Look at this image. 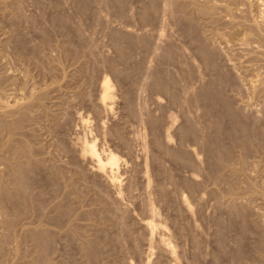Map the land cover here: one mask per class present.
Segmentation results:
<instances>
[{"label":"rangeland","instance_id":"374dc122","mask_svg":"<svg viewBox=\"0 0 264 264\" xmlns=\"http://www.w3.org/2000/svg\"><path fill=\"white\" fill-rule=\"evenodd\" d=\"M21 1L0 0V56L2 55V57H0V75H5L4 78L2 75L0 76V81L3 83L5 87L4 89H6V87L8 88L5 90V93L2 97L4 100H2L6 103H13L16 100H18V102L21 101L20 103H22V101L25 100L31 93L34 95V97L32 98L33 101L26 111L27 115L21 118L22 123L16 131L12 129L16 120V117L14 118L13 116H16V114H11L12 112L8 111L10 113L9 114L7 111L4 112L3 109H1L2 111L0 110V115L3 114L0 116V139L2 140L0 141V144L9 142L12 140V138H17L19 140L25 139V141H27V147L31 146L30 148L32 152L34 150L33 156L39 155L38 162H42L39 164L37 163V165L30 170L31 172L28 171L30 172V174H27L28 186L26 185V187L29 188L27 189L28 191L25 188V190L22 191L24 194L18 191L13 192L14 194L18 192L16 195V200H14L15 198L12 196L10 201L6 203V207L10 212H8L6 208H4L5 210H0V264H177L178 262V264H264V139H262L264 138V87L262 86L263 84H261L264 79V43L261 42V38L259 39L258 37L260 35L264 37V33H262V31H264V0H208L210 3L207 0H205V2L204 0H196L198 2L200 1L198 4H202L203 2L204 4H207L208 2V4L213 6L215 5L214 7L217 9L214 8V13L216 11L218 13L216 12L217 14L216 16L213 15L214 17L209 15H205V17H203L202 14L200 15V13L196 11V7L194 8L190 4L192 1L196 3L195 0H178L182 6L180 12L176 10V4H178L176 0H123L125 4L124 8L120 10L121 12L124 11L122 13L113 5V3H111V1L109 2V0H89V7L86 6V8L83 9L81 7V0ZM152 1H156L155 3L158 9L155 6L156 9L154 8L150 11L151 15L149 14L147 17H145L142 12H144V9L147 6L146 4L150 5ZM201 1L203 2L201 3ZM11 7L15 8L11 9ZM232 10L235 12L233 13ZM262 12L263 14H261ZM210 17L213 18L211 19ZM192 21L195 22L194 25ZM227 21L228 23H226ZM206 23L208 25H206ZM253 23L256 24V26ZM261 25L263 26V29ZM203 26H205V28ZM257 26L259 28H257ZM257 29H259L258 31L260 32L255 31ZM218 30L223 34V36L222 34L218 33ZM220 30H222V32ZM234 33H236L238 37ZM258 33L261 34L259 35ZM214 34L220 35L215 36ZM120 35L125 37L123 39L120 38L122 45L119 40ZM204 35L206 38L202 37ZM217 36L220 38L219 40ZM248 37L250 38L248 39ZM117 38L119 40V46H116ZM236 40H238V42ZM247 41H250V43ZM256 44L260 45L259 47L261 48H259ZM21 46H23V48ZM214 46H217L218 48L216 49ZM203 47L208 49L211 47L210 49L214 51L216 49V51L212 52L211 57H206L204 53H202V50L204 49ZM123 54L124 57H122ZM180 62L183 63L180 64ZM5 64L8 65L6 66ZM216 66L218 67L216 68ZM220 73L229 77L227 82L228 86L225 82L219 83L220 85L218 84L219 89H221L220 92H223L222 94L227 98L233 110L238 112V114L240 113V117H243L241 119L243 120L245 117L247 119H244L246 121H243L246 122L247 125L252 124L251 126L248 125V127L250 128V132L251 129L253 132L251 135H248V137L250 136V140L247 138L246 141L248 142L245 144L238 143L239 141L234 142L229 136L227 138L225 133L223 134V131H230V127L233 125V120L231 118V114L226 112V105L225 103H222L223 101L221 98L219 97V99L218 97L211 95L212 97L207 96L208 98L203 99L205 98L203 97L205 95H203V91L201 90L206 88L207 85L213 83L215 79L220 76ZM259 73L261 75L260 78V75L258 76ZM6 76L9 80L6 78ZM157 76L164 82L169 81L168 83H174V91L178 93V97L180 96L176 101H172L173 99L171 95L168 94L167 91H164L157 86ZM260 79H262V81ZM105 80L110 82L113 92L111 99H109V107L106 108H104L105 106L102 105L100 99L102 94V83ZM180 80H182V82ZM256 81H258V83ZM175 82H178L176 83L177 85ZM255 82L257 83V86L254 84ZM262 83H264V81ZM229 84L232 85L230 86ZM17 85H19L21 89L19 86L17 87ZM252 85L253 87H257L255 88L256 90L254 89L255 92L252 91ZM194 91L197 92V96L192 95L194 94ZM257 91L259 93H257ZM24 93L28 96L26 97ZM90 93L91 95H89ZM199 93H202V95L200 96ZM19 96H22V99ZM39 96H42V101L38 100ZM18 97L20 99H18ZM91 108L92 110H90ZM96 111L99 112L97 113ZM142 113L144 114L142 115ZM193 116L195 117L196 121L194 120ZM100 118L102 119L100 120ZM248 118L250 121H247ZM190 119L194 120V122H197L194 126L195 132H197L196 134L194 133V135L189 133L190 135L187 134L183 137L182 130L188 125ZM128 120H130L129 123ZM100 123H102V127ZM256 126L258 127L257 129ZM204 127H206L207 130ZM217 131H219V134L222 133V135H224V142L226 141L225 144H228L227 147L230 149L232 154L225 164L222 161L220 162V160L216 161L217 156L214 154V152H211L213 154L212 155L208 151L209 145L207 141L209 140L207 139H217V135H215V133L217 134ZM253 133L255 135H253ZM160 134L163 137L160 136ZM210 134L211 136H209ZM252 135L253 138L251 137ZM23 136H25V138ZM83 136L84 140H82ZM259 137H261V139H259ZM181 138L184 139L182 140ZM201 139H203V141ZM123 141L126 142L124 143ZM159 141L161 146L158 144ZM214 141L209 142H211L213 145ZM90 142L96 148L98 157L100 156V158L106 160L111 153H114L113 155H116V157L119 158L118 164L113 166L114 168L116 166L119 167L112 169L115 174L113 171H108L106 173L99 171L94 165V161L88 155L85 157L81 147L83 148V146L86 144L90 145ZM249 142L251 143L249 144ZM28 144L30 145L28 146ZM162 145L165 147L162 148ZM7 148H5V150H0V153H5L2 155L5 157L10 156V158L12 157V160L14 159L13 161L18 162L17 168L21 163L24 164L26 162V157L23 155V152H21V149L16 147L12 148V146L9 149ZM8 150L9 152H7ZM173 151L176 153L180 151V159L177 156L173 158L174 156L171 153ZM11 153L15 154L12 155ZM37 156L34 157L36 160ZM87 157H89L91 160ZM160 157H162V159ZM145 159L148 160L146 161ZM218 159H221V157ZM73 162H75V164ZM228 162L231 163L228 164ZM1 163H4L2 165L4 168L0 167L1 171L4 169L3 172L0 171V174H2L4 177H2V181H9L5 183L1 182L0 179V193L3 192L2 184L3 186L7 184L10 190H16L18 187H20L19 182L15 179L14 173L11 172V169L8 167V163L3 161H1ZM197 166H199L197 168L198 171L196 170ZM145 168L149 173L148 175L145 173ZM39 174L44 176L41 177ZM112 174L116 176L118 174V176L115 177ZM55 175L57 177H55ZM110 175L115 177L114 182ZM160 178L162 180H160ZM144 180L147 182V184H145ZM234 181L238 184H236ZM125 183L127 186H125ZM148 183L150 187H148ZM187 183L190 184V187ZM177 184L178 186L180 185V187H176ZM148 188L151 189L148 190ZM231 190H234L233 192L235 193H231ZM60 194L63 196L62 198ZM19 197L22 200L25 198V201H27L24 203V206L23 202L19 200ZM30 197L32 202L29 200ZM34 198L36 199L34 200ZM58 201L60 205L58 204ZM184 202H188L187 204H189V207H191L188 208ZM149 205H153L152 208H154L156 211L154 210L153 212L152 208L150 209L151 206ZM19 206L21 207L18 208ZM22 207H24L23 210L21 209ZM59 207H61V209ZM180 213L183 214L181 215ZM23 214L25 215L23 216ZM12 215L15 218H13ZM86 215L88 216V219ZM173 218H176L175 221ZM148 221L156 223V230H158H155L153 234L154 237L150 234V231L145 225V223ZM42 230L46 234L50 233V237L49 235H46L48 237L44 241L39 236ZM16 234L18 235L16 236ZM174 244L176 245L174 246ZM138 246H140V248ZM89 247H92L93 251L88 249ZM159 248H161V250ZM240 253H242V255Z\"/></svg>","mask_w":264,"mask_h":264},{"label":"bare ground","instance_id":"6f19581e","mask_svg":"<svg viewBox=\"0 0 264 264\" xmlns=\"http://www.w3.org/2000/svg\"><path fill=\"white\" fill-rule=\"evenodd\" d=\"M19 1V0H18ZM21 1V0H20ZM27 1V0H26ZM93 1V0H92ZM111 1V3H113V5L116 7V8H118V10L120 11V10H122L123 8H124V1L123 0H109V2ZM125 1H127V0H125ZM174 1V0H173ZM177 1V3L178 4H176V7H177V11H179L180 12V9H181V4H180V2H178V0H176ZM196 1V0H195ZM208 1V0H207ZM206 1V2H207ZM234 1V0H233ZM244 1V0H243ZM251 1V0H250ZM1 2H3V1H1ZM22 2V1H21ZM60 2V1H59ZM74 2V1H73ZM100 2V1H99ZM156 1H152L151 3H150V5H148V4H146L147 6H146V8L144 9V12H142L143 13V15L145 16V17H147L151 12V10H153L154 8H155V6H156V3H155ZM160 2V1H159ZM163 2V1H162ZM166 2V1H165ZM190 2V1H189ZM200 2V1H199ZM198 1H196V3L195 2H193L192 1V3H190L195 9H197L196 11H198L199 13H200V15L202 14V16L203 17H205V15H209V16H213V15H215L216 16V14L218 13L217 11V13L215 12L214 13V6L213 5H211V4H208V2H207V4H204V2H205V0H204V2L203 1H201V3L202 4H198L199 3ZM220 2V1H219ZM237 2V1H236ZM241 2V1H240ZM259 2V1H258ZM260 2H262V1H260ZM19 3V2H18ZM107 3V2H106ZM110 3V4H111ZM170 3V2H169ZM175 3V2H174ZM210 3V2H209ZM214 3V2H213ZM15 4H16V2H15ZM88 4H90L89 3V0H81V7H82V9L83 8H86V6H88ZM110 4H108V5H110ZM168 4V3H167ZM189 4V3H188ZM235 4H237V3H235ZM241 4V3H240ZM259 4V3H258ZM21 5V4H20ZM63 5V4H62ZM112 5V4H111ZM172 5V4H171ZM174 5V4H173ZM13 6V5H12ZM17 6V5H16ZM19 6V5H18ZM59 6V5H58ZM105 6V5H104ZM136 6V5H135ZM217 6V5H216ZM238 6H239V4H238ZM237 6V7H238ZM255 6V5H254ZM262 6V5H261ZM3 7V6H2ZM20 7V6H19ZM69 7V6H68ZM89 7V6H88ZM97 7V6H96ZM161 7V6H160ZM187 7H188V5H187ZM193 7H191V8H193ZM219 7V6H218ZM240 7V6H239ZM245 7V6H244ZM243 7V8H244ZM248 7V6H247ZM13 8H15V7H13ZM12 7H11V9H13ZM23 8V7H22ZM156 8L158 9V7L156 6ZM155 8V9H156ZM163 8V7H162ZM165 8H166V6H165ZM170 8V7H169ZM172 8V7H171ZM189 8H190V6H189ZM249 8V7H248ZM261 8V7H260ZM259 8V9H260ZM76 9V8H75ZM94 9V8H93ZM95 9H97V8H95ZM161 9V8H160ZM167 9V8H166ZM215 9H217V8H215ZM221 9V8H220ZM219 9V10H220ZM228 9V8H227ZM85 10V9H84ZM125 10H127V9H125ZM143 10V9H142ZM193 10V9H192ZM218 10V11H219ZM222 10V9H221ZM262 10V9H261ZM263 10H264V7H263ZM19 11V10H18ZM22 11V10H21ZM25 11V10H24ZM118 11V12H119ZM164 11V10H163ZM171 11V10H170ZM191 11V10H190ZM195 11V10H194ZM224 11V10H223ZM228 11V10H227ZM233 11V10H232ZM27 12V11H26ZM86 12V11H85ZM100 12V11H99ZM121 12V11H120ZM122 12H124V11H122ZM121 12V13H122ZM197 12V13H198ZM221 12V11H220ZM226 12V11H225ZM224 12V13H225ZM235 11H233V13H234ZM252 12V11H251ZM254 12V11H253ZM25 13V12H24ZM193 13V12H192ZM232 13V12H231ZM244 13V12H243ZM247 14H249L248 12H246ZM258 13V12H257ZM4 14V13H3ZM15 14V13H14ZM27 14V13H26ZM50 14V13H49ZM94 14V13H93ZM169 14V13H168ZM171 14V13H170ZM191 14V13H190ZM194 14V13H193ZM219 14H221V13H219ZM223 14V13H222ZM253 14V13H252ZM259 14H260V12H259ZM261 14H263V12L261 13ZM151 15V14H150ZM163 15H165V14H163ZM192 15V14H191ZM195 15V14H194ZM225 15V14H224ZM229 15V14H228ZM227 15V16H228ZM264 15V14H263ZM3 16V15H2ZM20 16V15H19ZM46 16V15H45ZM87 16V15H86ZM135 16V15H134ZM143 16V17H144ZM223 16V15H222ZM221 16V17H222ZM234 16V15H233ZM30 17V16H29ZM162 17V16H161ZM160 17V18H161ZM174 17V16H173ZM214 17V16H213ZM212 17V18H213ZM219 17H220V15H219ZM226 17V16H225ZM255 17V16H254ZM264 17V16H263ZM262 17V18H263ZM193 18V17H192ZM198 18V17H197ZM211 18V17H210ZM211 18V19H212ZM257 18V17H256ZM62 19V18H61ZM72 19V18H71ZM95 19V18H94ZM188 19V18H187ZM208 19H209V17H208ZM228 19H230V18H228ZM260 19V18H259ZM1 20V19H0ZM2 20H4V19H2ZM9 20V19H8ZM67 20V19H66ZM189 20H190V18H189ZM200 20V19H199ZM207 20V19H206ZM218 20V19H217ZM220 20V19H219ZM263 20V19H262ZM225 21V20H224ZM236 21V20H235ZM234 21V22H235ZM249 21V20H248ZM261 21V20H260ZM3 22V21H2ZM61 22V21H60ZM134 22V21H133ZM140 22H141V20H140ZM193 22V21H192ZM207 22V21H206ZM221 22V21H220ZM54 23V22H53ZM52 23V24H53ZM76 23V22H75ZM91 23V22H90ZM119 23V22H118ZM165 23V22H164ZM194 23L195 22H193V25H194ZM225 23V22H224ZM226 23H228V21L226 22ZM231 23V22H230ZM238 23V22H237ZM236 23V24H237ZM249 23V22H248ZM263 23V22H262ZM2 24V23H1ZM18 24H19V22H18ZM25 24V23H24ZM217 24V23H216ZM239 24H240V22H239ZM254 24V23H253ZM31 25V24H30ZM47 25V24H46ZM94 25V24H93ZM200 25V24H199ZM203 25V24H202ZM206 25H208L207 23H206ZM205 25V26H206ZM215 25V24H214ZM232 25V24H231ZM255 26H256V24H254ZM19 26H21V25H19ZM50 26V25H49ZM98 26V25H97ZM102 26V25H101ZM166 26V25H165ZM205 26H203L204 28H205ZM217 26H220V25H217ZM216 26V27H217ZM237 26V25H236ZM259 26V25H258ZM257 26V28H259ZM262 26V25H261ZM264 26V25H263ZM263 26H262V29H263ZM5 27V26H4ZM12 27V26H11ZM103 27H104V25H103ZM133 27V26H132ZM149 27V26H148ZM193 27V26H192ZM195 27V26H194ZM198 27V26H197ZM207 27V26H206ZM235 27V26H234ZM233 27V28H234ZM77 28V27H76ZM82 28V27H81ZM185 28V27H184ZM199 28V27H198ZM227 28V27H226ZM226 28H224V29H226ZM231 28V27H230ZM69 29V28H68ZM105 29V28H104ZM157 29V28H156ZM188 29V28H187ZM191 29V28H190ZM194 29H196V28H194ZM217 29V28H216ZM256 29V28H255ZM260 29H261V27H260ZM261 29V30H262ZM11 30V29H10ZM14 30V29H13ZM63 30V29H62ZM94 30V29H93ZM99 30V29H98ZM106 30V29H105ZM104 30V31H105ZM180 30V29H179ZM200 30H201V28H200ZM223 30V29H222ZM222 30H220L221 32H222ZM233 30V29H232ZM235 30V29H234ZM259 29H257V30H255V31H258ZM1 31V30H0ZM9 31V30H8ZM35 31V30H34ZM42 31V30H41ZM102 31H103V29H102ZM150 31V30H149ZM203 31H205V30H203ZM245 31V30H244ZM92 32V31H91ZM97 32V31H96ZM95 32V33H96ZM179 32V31H178ZM184 32V31H183ZM189 32H191V31H189ZM217 32V31H216ZM230 32V31H229ZM232 32V31H231ZM258 32H260V31H258ZM50 33V32H49ZM128 33V32H127ZM204 33V32H203ZM202 33V34H203ZM209 33V32H208ZM218 33H220L219 32V30H218ZM225 33V32H224ZM237 33V32H236ZM236 33H234V34H236ZM238 33H239V31H238ZM245 33V32H244ZM251 33V32H250ZM262 33H264V31H262ZM3 34V33H2ZM45 34V33H44ZM54 34V33H53ZM78 34V33H77ZM177 34V33H176ZM194 34V33H193ZM196 34V33H195ZM197 34H199V33H197ZM201 34V33H200ZM220 34H222V33H220ZM220 34H216V35H220ZM227 34V33H226ZM233 34V33H232ZM248 34V33H247ZM259 34V33H258ZM261 34V33H260ZM259 34V35H260ZM10 35H11V32H10ZM26 35V34H25ZM62 35V34H61ZM68 35V34H67ZM112 35V34H111ZM126 35V34H125ZM215 35V34H214ZM215 35V36H216ZM225 35V34H224ZM237 35V34H236ZM235 35V36H236ZM242 35V34H241ZM19 36H21V35H19ZM48 36V35H47ZM46 36V37H47ZM138 36V35H137ZM165 36V35H164ZM195 36V35H194ZM218 36H217V38H218ZM222 36H223V34H222ZM228 36V35H227ZM231 36V35H230ZM234 36V37H235ZM245 36V35H244ZM250 36V35H249ZM258 36V35H257ZM11 37V36H10ZM93 37V36H92ZM154 37V36H153ZM197 37V36H196ZM203 38H206L205 37V35L204 36H202ZM225 37V36H224ZM237 37H238V35H237ZM246 37V36H245ZM244 37V38H245ZM259 37V39L261 40V42H263L264 43V37L263 36H258ZM21 38V37H20ZM25 38V37H24ZM95 38V37H94ZM120 38L121 39H123V38H125L123 35H120L119 36V40H120ZM171 38V37H170ZM183 38V37H182ZM208 38V37H207ZM210 38V37H209ZM216 38V37H215ZM231 38V37H230ZM250 37H248V39H249ZM37 39V38H36ZM52 39V38H51ZM55 39V38H54ZM60 39V38H59ZM100 39V38H99ZM112 39V38H111ZM127 39V38H126ZM153 39V38H152ZM220 38H218V40H219ZM222 39H224V38H222ZM232 39V38H231ZM236 39V38H235ZM247 39V38H246ZM22 40V39H21ZM41 40V39H40ZM53 40V39H52ZM114 40V39H113ZM119 40H118V38H117V41H116V46H119ZM136 40V39H135ZM170 40V39H169ZM168 40V41H169ZM193 40V39H192ZM191 40V41H192ZM207 40V39H206ZM226 40V39H225ZM228 40V39H227ZM257 40H258V38H257ZM1 41V40H0ZM5 41V40H4ZM3 41V42H4ZM48 41V40H47ZM68 41V40H67ZM124 41H125V39H124ZM141 41V40H140ZM144 41V40H143ZM159 41V40H158ZM190 41V42H191ZM202 41H203V39H202ZM210 41V40H209ZM216 41V40H215ZM229 41V40H228ZM237 42H238V40H236ZM246 41V40H245ZM244 41V42H245ZM259 41V40H258ZM14 42V41H13ZM27 42V41H26ZM39 42V41H38ZM51 42V41H50ZM71 42V41H70ZM110 42V41H109ZM120 42H121V45H122V41L120 40ZM248 42V41H247ZM256 42V41H255ZM260 42V43H261ZM24 43V42H23ZM31 43V42H30ZM59 43V42H58ZM64 43V42H63ZM111 43V42H110ZM130 43V42H129ZM203 43V42H202ZM205 43V42H204ZM214 43V42H213ZM212 43V44H213ZM224 43V42H223ZM230 43V42H229ZM236 43V42H235ZM248 43H250V41L248 42ZM253 43V42H252ZM258 43V42H257ZM259 43V44H260ZM4 44V43H3ZM43 44V43H42ZM55 44V43H54ZM53 44V45H54ZM169 44V43H168ZM207 44V43H206ZM209 44L211 45V43L209 42ZM238 44V43H237ZM237 44H235V45H237ZM240 44H242V43H240ZM244 44V43H243ZM19 45V44H18ZM29 45V44H28ZM60 45V44H59ZM188 45V44H187ZM209 45V46H210ZM214 45H216V44H214ZM220 45V44H219ZM230 45V44H229ZM246 45L248 46V44L246 43ZM253 45V44H252ZM256 45H258V44H256ZM71 46V45H70ZM111 46H112V44H111ZM115 46V47H116ZM141 46V45H140ZM149 46V45H148ZM147 46V47H148ZM156 46V45H155ZM208 46V47H209ZM260 45H258V47H259ZM263 46H264V44H263ZM22 48H23V46H21ZM21 47H20V49H21ZM36 47H38V46H36ZM48 47V46H47ZM58 47V46H57ZM64 47V46H63ZM77 47V46H76ZM104 47V46H103ZM108 47H109V45H108ZM114 47V48H115ZM121 47V46H120ZM173 47V46H172ZM185 47V46H184ZM191 47V46H190ZM213 47V46H212ZM243 47H245V46H243ZM2 48V47H1ZM44 48V47H43ZM50 48V47H49ZM60 48V47H59ZM204 49L202 50L203 52L202 53H204V55L206 56V57H211L212 56V52H215L216 51V49L218 48L217 46L215 47L214 46V48H216L215 49V51L214 50H212V49H208V48H206V47H203ZM246 48V47H245ZM250 48H253V47H250ZM259 48H261V47H259ZM258 48V49H259ZM7 49V48H6ZM16 49H17V47H16ZM34 49V48H33ZM48 49V48H47ZM56 49V48H55ZM70 49V48H69ZM121 49V48H120ZM119 49V50H120ZM255 49V48H254ZM42 50V49H41ZM52 50V49H51ZM54 50V49H53ZM108 50H109V48H108ZM169 50V49H168ZM232 50H233V48H232ZM249 50V49H248ZM39 51V50H38ZM77 51V50H76ZM124 51V50H123ZM139 51V50H138ZM186 51V50H185ZM253 51V50H252ZM18 52H19V50H18ZM37 52V51H36ZM64 52V51H63ZM169 52H170V50H169ZM179 52V51H178ZM190 52V51H189ZM218 52V51H217ZM247 52H249V51H247ZM263 52V51H262ZM3 53V52H2ZM5 53H7V52H5ZM108 53V52H107ZM115 53V52H114ZM154 53V52H153ZM167 53V52H166ZM165 53V54H166ZM174 53V52H173ZM192 53V52H191ZM252 53H254V52H252ZM22 54V53H21ZM80 54V53H79ZM149 54V53H148ZM155 54V53H154ZM164 54V55H165ZM179 54V53H178ZM187 54V53H186ZM215 54V53H214ZM250 54V53H249ZM264 54V53H263ZM29 55V54H28ZM93 55V54H92ZM152 55V54H151ZM44 56V55H43ZM57 56V55H56ZM55 56V57H56ZM78 56V55H77ZM76 56V57H77ZM114 56V55H113ZM122 56V55H121ZM250 56H251V54H250ZM0 57H2V55L0 56ZM6 57V56H5ZM5 57H4V59H5ZM29 57V56H28ZM32 57H33V55H32ZM31 57V58H32ZM37 57V56H36ZM60 57V56H59ZM66 57V56H65ZM89 57V56H88ZM108 57V56H107ZM122 57H124V54H123V56ZM131 57V56H130ZM129 57V58H130ZM166 57V56H165ZM187 57V56H186ZM220 57V56H219ZM232 57V56H231ZM238 57V56H237ZM260 57V56H259ZM8 58V57H7ZM53 58V57H52ZM73 58V57H72ZM80 58V57H79ZM140 58V57H139ZM182 58V57H181ZM261 58V57H260ZM28 59H30V58H28ZM96 59V58H95ZM149 59V58H148ZM178 59V58H177ZM206 59H208V58H206ZM209 59H211V58H209ZM228 59V58H227ZM262 59H263V57H262ZM19 60V59H18ZM21 60V59H20ZM40 60V59H39ZM63 60V59H62ZM78 60V59H77ZM87 60V59H86ZM181 60V59H180ZM180 60H178V61H180ZM192 60V59H191ZM214 60H215V58H214ZM213 60V61H214ZM250 60V59H249ZM255 60V59H254ZM1 61V60H0ZM6 61H7V59H6ZM34 61V60H33ZM55 61V60H54ZM58 61V60H57ZM82 61V60H81ZM170 61V60H169ZM83 62V61H82ZM186 62V61H185ZM8 63V62H7ZM20 63V62H19ZM39 63V62H38ZM51 63V62H50ZM49 63V64H50ZM69 63V62H68ZM136 63V62H135ZM134 63V64H135ZM149 63V62H148ZM183 63V62H182ZM181 62H180V64H182ZM215 63V62H214ZM239 63V62H238ZM3 64V63H2ZM1 64V65H2ZM63 64V63H62ZM61 64V65H62ZM75 64V63H74ZM120 64V63H119ZM193 64V63H192ZM218 64V63H217ZM216 64V65H217ZM221 64V63H220ZM6 65V64H5ZM8 65V64H7ZM6 65V66H7ZM28 65V64H27ZM78 65V64H77ZM152 65V64H151ZM239 65V64H238ZM254 65V64H253ZM5 66V67H6ZM100 66V65H99ZM133 66V65H132ZM212 66V65H211ZM2 67V66H1ZM138 67V66H137ZM145 67V66H144ZM194 67V66H193ZM197 67V66H196ZM213 67H214V65H213ZM218 66H216V68H217ZM108 68V67H107ZM139 68V67H138ZM153 68V67H152ZM185 68V67H184ZM230 68V67H229ZM8 69V68H7ZM54 69V68H53ZM73 69V68H72ZM105 69V68H104ZM135 69V68H134ZM169 69V68H168ZM219 69H220V67H219ZM17 70V69H16ZM23 70V69H22ZM34 70V69H33ZM39 70V69H38ZM68 70V69H67ZM66 70V71H67ZM106 70V69H105ZM167 70V69H166ZM223 70V69H222ZM221 70V71H222ZM246 70V69H245ZM50 71V70H49ZM102 71V70H101ZM110 71V70H109ZM112 71V70H111ZM142 71V70H141ZM185 71V70H184ZM232 71V70H231ZM255 71V70H254ZM253 71V72H254ZM1 72V71H0ZM5 72H6V70H5ZM28 72V71H27ZM62 72V71H61ZM78 72V71H77ZM140 72V71H139ZM147 72V71H146ZM180 72V71H179ZM217 72V71H216ZM258 72H259V70H258ZM53 73V72H52ZM76 73V72H75ZM158 73V72H157ZM224 73V72H223ZM31 74V73H30ZM74 74V73H73ZM147 74V73H146ZM161 74H163V73H161ZM169 74H171V73H169ZM173 74V73H172ZM240 74V73H239ZM254 74V73H253ZM2 75V74H1ZM0 75V76H1ZM20 75V74H19ZM54 75V74H53ZM87 75V74H86ZM134 75H137V74H134ZM142 75H144V74H142ZM179 75V74H178ZM181 75V74H180ZM216 75V74H215ZM250 75V74H249ZM260 75V73L258 74V76ZM5 76V75H4ZM4 76L2 75V77L4 78ZM23 76V75H22ZM83 76V75H82ZM105 76V75H104ZM131 76V75H130ZM129 76V77H130ZM148 76V75H147ZM159 76V75H158ZM156 77L157 78V86L159 87V88H161L162 90H164V91H167L168 92V94H170L171 95V97H172V101H176L179 97H178V93H176L175 91H174V83H168V82H164V81H162V79L161 78H159V77ZM182 76H184V75H182ZM181 76V77H182ZM1 77V78H2ZM49 77V76H48ZM55 77V76H54ZM58 77V76H57ZM91 77V76H90ZM254 77V76H253ZM261 77V75L259 76V78ZM6 78H7V76H6ZM20 78H21V76H20ZM24 78V77H23ZM72 78V77H71ZM85 78V77H84ZM106 78V77H105ZM120 78V77H119ZM177 78H178V76H177ZM201 78V77H200ZM228 78L229 77H227V76H225V74H221L220 73V76L217 78V79H215V81L213 82V83H211L210 85H207V87L206 88H203V90H201V91H203L202 93H203V95H205V96H203V97H205V98H203V99H206V98H208V97H210L211 95H214V96H216V97H220L221 98V100L223 101L222 103H225V105H226V107H225V110H226V112L227 113H229V114H231V118H232V122H233V125H232V127H230L231 129H230V131L228 132V131H223V134L225 133L226 135H227V138H228V136L231 138V140H233L234 142H238V143H243V144H245L246 142H248V141H246V139L247 138H249V140H250V136L248 137V135H251L252 134V132H253V130L251 129V132H250V128L248 127V125H250V124H248L247 125V123L246 122H244V121H246V120H244V119H247V118H245L244 117V121L241 119V118H243V117H240V113L238 114V112H235L234 110H233V108H232V106L230 105V103H229V101L227 100V98L220 92V90L221 89H219V83H222V82H225V83H227L228 82ZM242 78V77H241ZM255 78V77H254ZM258 78V79H259ZM8 79V78H7ZM49 79V78H48ZM64 79V78H63ZM98 79V78H97ZM104 79V78H103ZM143 79V78H142ZM172 79V78H171ZM170 79V80H171ZM248 79V78H247ZM252 79V78H251ZM9 80V79H8ZM72 80V79H71ZM90 80V79H89ZM101 80V79H100ZM116 80V79H115ZM137 80V79H136ZM179 80V79H178ZM256 80V79H255ZM261 81H262V79H260ZM260 80H258V81H260ZM4 81V80H3ZM2 81V82H3ZM24 81V80H23ZM35 81V80H34ZM114 81V80H113ZM131 81V80H130ZM175 81V80H174ZM181 82H182V80H180ZM179 81V82H180ZM243 81V80H242ZM253 81V80H252ZM258 81H256L257 83H258ZM260 81V82H261ZM263 81H264V79H263ZM262 81V82H263ZM5 82H6V79H5ZM16 82V81H15ZM198 82V81H197ZM232 82H233V79H232ZM231 82V83H232ZM251 82V81H250ZM249 82V83H250ZM254 82V81H253ZM254 83L255 85L257 84V83ZM260 82H259V85H260ZM261 82V84H263L262 86L264 87V83H262ZM26 83V82H25ZM47 83V82H46ZM45 83V84H46ZM115 83H117V82H115ZM132 83H133V81H132ZM139 83V82H138ZM145 83V82H144ZM148 83V82H147ZM176 83H178V82H175V84ZM245 83V82H244ZM5 84V83H4ZM48 84V83H47ZM55 84H56V82H55ZM61 84V83H60ZM64 84V83H63ZM99 84V83H98ZM118 84V83H117ZM182 84V83H181ZM205 84V83H204ZM219 84V85H218ZM239 84V83H238ZM248 84V83H247ZM252 84V83H251ZM24 85V84H23ZM79 85V84H78ZM83 85V84H82ZM87 85V84H86ZM142 85V84H141ZM177 85V84H176ZM230 85V84H229ZM232 85V84H231ZM230 85V86H231ZM254 85V86H255ZM6 86H7V83H6ZM19 85H17V87H18ZM51 86V85H50ZM89 86V85H88ZM99 86V85H98ZM131 86V85H130ZM138 86V85H137ZM193 86V85H192ZM199 86V85H198ZM227 86H228V83H227ZM237 86V85H236ZM257 86V85H256ZM253 87V85H252V88H253V90L252 91H254V89L255 88H257V87ZM9 87V86H8ZM20 87V86H19ZM177 87V86H176ZM195 87V86H194ZM249 87H251V86H249ZM263 87H261V88H263ZM5 87H4V85H3V83H1V81H0V110L1 109H3L4 110V112H8V111H10V112H12L11 114H16V116H13L14 118L16 117V120H15V124H14V126H13V128L12 129H14L15 131L20 127V125H21V123H22V117H24L25 115H27L26 114V111L28 110V108H29V105L32 103V101H33V97H34V95L31 93L29 96L27 95V94H25L24 93V95H26V99L25 100H23L22 101V103H20V102H18V100H16L15 102H13V103H9V102H5V101H3L4 99L2 98L3 97V95H4V93H5V90H7L8 88L6 87V89H4ZM44 88H45V86H44ZM71 88H72V86H71ZM76 88V87H75ZM79 88V87H78ZM191 88V87H190ZM221 88V87H220ZM228 88V87H227ZM237 88V87H236ZM242 88V87H241ZM247 88V87H246ZM20 89H21V87H20ZM27 89V88H26ZM40 89V88H39ZM47 89V88H46ZM50 89V88H49ZM85 89V88H84ZM160 89V90H161ZM240 89V88H239ZM10 90V89H9ZM88 90V89H87ZM191 90H192V88H191ZM195 90V89H194ZM242 90V89H241ZM256 90V89H255ZM261 90V89H260ZM23 91V90H22ZM193 91V90H192ZM196 91V90H195ZM193 92L194 94H192V95H196L197 96V92ZM228 91H230V90H228ZM262 91H263V89H262ZM36 92V91H35ZM51 92V91H50ZM167 92H166V94H167ZM231 92V91H230ZM242 92V91H241ZM255 92V91H254ZM20 93H22V92H20ZM39 93V92H38ZM88 93V92H87ZM188 93H189V91H188ZM202 93L200 94V96L202 95ZM234 93V92H233ZM253 93V92H252ZM257 93H259L258 91H257ZM23 94V93H22ZM45 94V93H44ZM50 94V93H49ZM69 94V93H68ZM74 94V93H73ZM86 94V93H85ZM112 94H113V92H112V89H111V85H110V82L109 81H107V80H105L103 83H102V94H101V103H102V105H104L105 107L104 108H106V107H109L108 106V104H110V100L109 99H111V97H112ZM143 94V93H142ZM165 94V93H164ZM165 94V95H166ZM168 94H167V96H168ZM24 95H22V96H24ZM38 95H40V94H38ZM83 95V94H82ZM89 95H91V93L89 94ZM121 95V94H120ZM183 95H184V92H183ZM228 95V94H227ZM252 95V94H251ZM21 96V97H22ZM70 96H71V94H70ZM84 96V95H83ZM122 96V95H121ZM208 96V97H207ZM5 97V96H4ZM20 97V96H19ZM18 97V99H20ZM41 97L42 96H39L38 97V100L40 101L41 100ZM78 97V96H77ZM191 97V96H190ZM212 97V96H211ZM232 97V96H231ZM236 97V96H235ZM256 97V96H255ZM14 98H15V96H14ZM16 98H17V96H16ZM46 98V97H45ZM53 98V97H52ZM59 98V97H58ZM92 98V97H91ZM139 98V97H138ZM219 98V99H220ZM251 98H253V97H251ZM3 99V100H2ZM7 99V98H6ZM22 99V98H21ZM44 99V98H43ZM132 99V98H131ZM184 99V98H183ZM15 100V99H14ZM136 100V99H135ZM139 100V99H138ZM142 100V99H141ZM170 100V99H169ZM180 100V99H179ZM254 100V99H253ZM260 100V99H259ZM264 100V99H263ZM42 101V100H41ZM84 101V100H83ZM131 101V100H130ZM185 101V100H184ZM195 101V100H194ZM202 101V100H201ZM204 101H206V100H204ZM43 102H45V101H43ZM51 102V101H50ZM88 102V101H87ZM142 102V101H141ZM145 102H146V100H145ZM167 102V101H166ZM180 102H182V101H180ZM216 102V101H215ZM235 102V101H234ZM237 102V101H236ZM20 103V104H19ZM129 103V102H128ZM155 103V102H154ZM175 103V102H174ZM211 103V102H210ZM76 104H77V102H76ZM95 104V103H94ZM112 104V103H111ZM122 104V103H121ZM172 104H173V102H172ZM177 104H178V102H177ZM201 104V103H200ZM255 104V103H254ZM264 104V103H263ZM83 105V104H82ZM101 105V104H100ZM128 105V104H127ZM134 105V104H133ZM147 105V104H146ZM168 105V104H167ZM198 105V104H197ZM202 105V104H201ZM210 105V104H209ZM232 105H233V103H232ZM52 106H54V105H52ZM85 106V105H84ZM92 106V105H91ZM130 106V105H129ZM208 106V105H207ZM82 107V106H81ZM119 107V106H118ZM147 107V106H146ZM194 107V106H193ZM200 107V106H199ZM257 107V106H256ZM76 108V107H75ZM111 108V107H110ZM126 108V107H125ZM129 108V107H128ZM130 108H131V106H130ZM136 108H138V107H136ZM144 108V107H143ZM31 109V108H30ZM87 109V108H86ZM109 109V108H108ZM142 109V108H141ZM146 109V108H145ZM162 109V108H161ZM160 109V110H161ZM235 109V108H234ZM262 109H263V107H262ZM88 110H89V108H88ZM90 110H92V108L90 109ZM97 110V109H96ZM147 110V109H146ZM242 110V109H241ZM257 110V109H256ZM2 111V110H1ZM1 111H0V113H1ZM94 111V110H93ZM105 111V110H104ZM133 111V110H132ZM211 111V110H210ZM63 112V111H62ZM97 113L99 112V111H96ZM114 112V111H113ZM117 112V111H116ZM138 112V111H137ZM146 112V111H145ZM190 112V111H189ZM260 112V111H259ZM9 113V112H8ZM30 113V112H29ZM122 113V112H121ZM135 113V112H134ZM148 113V112H147ZM166 113H168V112H166ZM221 113V112H220ZM219 113V114H220ZM257 113V112H256ZM7 114V113H6ZM10 114V113H9ZM64 114V113H63ZM76 114H77V112H76ZM75 114V115H76ZM107 114V113H106ZM111 114V113H110ZM113 114V113H112ZM144 113H142V115H143ZM244 114V113H243ZM1 115H3V114H1ZM0 115V116H1ZM8 115V114H7ZM65 115H66V113H65ZM96 115V114H95ZM101 115V114H100ZM119 115V114H118ZM151 115V114H150ZM171 115V114H170ZM218 115V114H217ZM221 115V114H220ZM29 116V115H28ZM27 116V117H28ZM63 116V115H62ZM85 116V115H84ZM96 116H98V115H96ZM139 116H140V113H139ZM191 116V115H190ZM204 116V115H203ZM223 116V115H222ZM245 116V115H244ZM3 117V116H2ZM123 117V116H122ZM189 117V116H188ZM194 117V116H193ZM218 117V116H217ZM248 117V116H247ZM6 118H7V116H6ZM5 118V119H6ZM9 118V117H8ZM13 118V119H14ZM26 118V117H25ZM98 118V117H97ZM136 118V117H135ZM153 118V117H152ZM162 118V117H161ZM224 118V117H223ZM261 118V117H260ZM87 119V118H86ZM102 118H100V120H101ZM119 119V118H118ZM126 119V118H125ZM138 119V118H137ZM149 119H150V117H149ZM7 120V119H6ZM94 120V119H93ZM99 120V121H100ZM116 120V119H115ZM140 120V119H139ZM169 120H170V118H169ZM194 120H195V117H194ZM194 120H191L190 119V121H189V123H188V125L187 126H185L184 127V129L182 130V136L184 137L185 135H187V134H189V133H191V134H193L194 135V133L196 134V132H195V129H194V126H195V124L197 123V122H194ZM206 120V119H205ZM213 120V119H212ZM215 120H217V119H215ZM215 120H214V122H215ZM226 120V119H225ZM224 120V121H225ZM228 120H229V118H228ZM3 121H5V120H3ZM11 121V120H10ZM23 121H24V119H23ZM26 121V120H25ZM31 121V120H30ZM81 121V120H80ZM91 121V120H90ZM120 121V120H119ZM125 121V120H124ZM129 121L130 120H128V123H129ZM141 121H143V120H141ZM140 121V122H141ZM152 121V120H151ZM159 121V120H158ZM196 121V120H195ZM247 121H250L249 120V118H248V120ZM252 121V120H251ZM2 122V121H1ZM58 122H60V121H58ZM63 122V121H62ZM86 122V121H85ZM102 122V121H101ZM126 122V121H125ZM162 122V121H161ZM179 122V121H178ZM187 122V121H186ZM5 123V122H4ZM30 123V122H29ZM75 123V122H74ZM121 123V122H120ZM127 123V122H126ZM142 123V122H141ZM180 123V122H179ZM211 123V122H210ZM249 123V122H248ZM252 123V122H251ZM25 124V123H24ZM64 124V123H63ZM86 124H87V122H86ZM102 123H100V125H101ZM125 124V123H124ZM138 124V123H137ZM153 124V123H152ZM164 124V123H163ZM184 124V123H183ZM206 124V123H205ZM214 124V123H213ZM12 125H13V123H12ZM31 125V124H30ZM69 125V124H68ZM81 125V124H80ZM96 125H97V123H96ZM252 125V124H251ZM250 125V126H251ZM262 125V124H261ZM105 126V125H104ZM122 126V125H121ZM157 126V125H156ZM221 126H223V125H221ZM25 127V126H24ZM27 127V126H26ZM75 127V126H74ZM98 127V126H97ZM101 127H102V125H101ZM177 127V126H176ZM203 127V126H202ZM255 127V126H254ZM56 128V127H55ZM82 128V127H81ZM88 128V127H87ZM107 128V127H106ZM124 128V127H123ZM139 128V127H138ZM163 128V127H162ZM205 129H206V127H204ZM208 128H210V127H208ZM218 128V127H217ZM252 128H253V126H252ZM258 127L256 126V129H257ZM264 128V127H263ZM4 129H6V128H4ZM24 129V128H23ZM22 129V130H23ZM28 129H30V128H28ZM32 129V128H31ZM75 129V128H74ZM91 129V128H90ZM96 129V128H95ZM103 129V128H102ZM137 129V128H136ZM158 129V128H157ZM223 129V128H222ZM7 130V129H6ZM77 130V129H76ZM80 130V129H79ZM82 130H84V129H82ZM123 130V129H122ZM147 130V129H146ZM152 130V129H151ZM207 130V129H206ZM228 130H229V128H228ZM254 130H255V128H254ZM264 130V129H263ZM55 131V130H54ZM53 131V132H54ZM92 131H93V129H92ZM106 131V130H105ZM116 131V130H115ZM119 131V130H118ZM127 131V130H126ZM136 131V130H135ZM161 131V130H160ZM203 131H204V129H203ZM211 131V130H210ZM216 131V130H215ZM25 132V131H24ZM28 132V131H27ZM73 132V131H72ZM89 132V131H88ZM102 132V131H101ZM120 132V131H119ZM219 131H217V134L215 133V135H217V139L216 138H211V139H214V140H210L209 138L207 139V140H209V141H214V144H215V142H216V144H215V148H214V144L212 145L211 144V142H209V141H207L208 142V145H209V149H208V151L211 153V152H214V154L217 156L216 157V161L218 160H220V162L222 161L224 164L225 163H227V161H228V159L230 158V156L232 155L231 154V151H230V149L227 147V145L225 144V142H224V135H222V133L221 134H219L218 133ZM0 133H1V130H0ZM3 133V132H2ZM5 133V132H4ZM11 133H12V131H11ZM21 133H22V131H21ZM74 133V132H73ZM86 133V132H85ZM113 133V132H112ZM121 133V132H120ZM127 133V132H126ZM125 133V134H126ZM261 133V132H260ZM263 133V132H262ZM19 134V133H18ZM34 134V133H33ZM76 134V133H75ZM97 134V133H96ZM105 134V133H104ZM119 134V133H118ZM122 134V133H121ZM164 134H165V132H164ZM207 134V133H206ZM211 134H213V133H211ZM211 134L209 135V136H211ZM257 134H259V133H257ZM256 134V135H257ZM9 135V134H8ZM89 135V134H88ZM103 135V134H102ZM144 135V134H143ZM178 135V134H177ZM190 135V134H189ZM200 135V134H199ZM214 135V136H215ZM253 135H255L254 133H253ZM253 135L251 136L252 138H253ZM263 135V134H262ZM19 136V135H18ZM34 136V135H33ZM56 136V135H55ZM73 136V135H72ZM79 136V135H78ZM101 136V135H100ZM114 136V135H113ZM119 136V135H118ZM160 136H162L161 134H160ZM258 136H260V135H258ZM24 138H25V136H23ZM57 137V136H56ZM95 137H96V135H95ZM131 137V136H130ZM163 137V136H162ZM165 137V136H164ZM179 137V136H178ZM213 137V136H212ZM216 137V136H215ZM1 138V137H0ZM5 138V137H4ZM59 138H60V136H59ZM74 138V137H73ZM72 138V139H73ZM76 138V137H75ZM104 138V137H103ZM119 138V137H118ZM188 138V137H187ZM198 138V137H197ZM255 138V137H254ZM56 139V138H55ZM67 139V138H66ZM128 139V138H127ZM140 139H141V137H140ZM182 140L184 139V138H181ZM191 139V138H190ZM259 139H261V137H259ZM262 139H264V138H262ZM5 140V139H4ZM68 140H69V138H68ZM82 140H84V136H83V139ZM159 140V139H158ZM162 140V139H161ZM202 141H203V139H201ZM252 140V139H251ZM257 140V139H256ZM0 141H2L1 139H0ZM6 141H8V140H6ZM25 139L24 140H19V139H17V138H12V140H10L9 142H4V143H1L0 144V150H5V148H7V149H9V148H11V146H12V148H14V147H16V148H19V149H21V152H23V155L26 157V162L24 163V164H18L19 165V167L17 168V163L18 162H15V161H13L12 160V157L10 158V156H7V157H5L4 155H2V154H5V153H0V163H1V161H3V162H5V163H8V167L11 169V172H13L14 173V177H15V179L19 182V184H20V187H18L16 190H14V189H11L10 190V188L8 187V185L6 184V185H4L3 186V184H2V190H3V192L2 193H0V210H5L4 208H6V210L8 211V212H10L8 209H7V207H6V203L8 202V201H10V198L13 196V198H15L14 200H16V195H17V193L18 192H20V193H23L22 191L23 190H25V188H26V190L27 189H29L28 187H26V185H27V181H28V173L30 174V170L31 169H33L36 165H37V163L39 164L40 162H42V161H39L38 162V156L37 155H35V156H37V160H36V158H34L35 156H33V152H34V150H33V152H32V150H31V146L30 147H27V141H25ZM74 141V140H73ZM91 141V140H90ZM94 141V140H93ZM110 141V140H109ZM114 141V140H113ZM119 141V140H118ZM146 141V140H145ZM186 141V140H185ZM261 141V140H260ZM39 142V141H38ZM59 142V141H58ZM100 142H101V140H100ZM124 142V141H123ZM126 142V141H125ZM124 142V143H125ZM143 142V141H142ZM162 142V141H161ZM184 142V141H183ZM193 142V141H192ZM206 142V141H205ZM206 142V143H207ZM252 142V141H251ZM251 142H249V144L251 143ZM262 142V141H261ZM18 143H19V145H18ZM64 144H65V142H64ZM106 144H107V142H106ZM115 144H116V142H115ZM128 144H129V142H128ZM146 144H147V142H146ZM158 144H160V141L158 142ZM164 144H165V142H164ZM173 144H174V142H173ZM185 144H186V142H185ZM189 144H190V142H189ZM263 144H264V142H263ZM30 144H28V146H29ZM121 145V144H120ZM197 145V144H196ZM233 145V144H232ZM258 145H259V142H258ZM257 145V146H258ZM35 146V145H34ZM62 146V145H61ZM83 146V145H82ZM129 146V145H128ZM160 146H161V144H160ZM193 146H195V145H193ZM200 146V145H199ZM212 146H213V148H212ZM241 146V145H240ZM245 146H247V145H245ZM262 146V145H261ZM67 147V146H66ZM99 147V146H98ZM111 147H113V146H111ZM116 147V146H115ZM114 147V148H115ZM142 147H144V146H142ZM163 147H165V146H163L162 145V148ZM170 147V146H169ZM178 147V146H177ZM197 147V146H196ZM264 147V146H263ZM65 148V147H64ZM117 148V147H116ZM124 148V147H123ZM184 148V147H183ZM245 148V147H244ZM247 148V147H246ZM258 148V147H257ZM33 149V148H32ZM71 149V148H70ZM81 149H83V153H84V155H85V157H86V155H88L93 161H94V165L97 167V169L99 170V171H102V172H104V173H106V172H108V171H113L112 169H116V167L118 168L119 166H116L115 168L113 167V166H115L116 164H118V162H119V158L118 157H116V155L114 156L110 151V155L107 157V161L106 160H104V159H102V158H100V156L98 157V155H97V150H96V148L94 147V145L93 144H91V142H90V145H84L83 146V148L81 147ZM108 149V148H107ZM165 149V148H164ZM163 149V150H164ZM169 149V148H168ZM167 149V150H168ZM187 149V148H186ZM202 149V148H201ZM207 149V148H206ZM11 150V149H10ZM100 150H101V148H100ZM123 150V149H122ZM141 150H143V149H141ZM166 150V149H165ZM164 150V151H165ZM195 150V149H194ZM198 150V149H197ZM244 150V149H243ZM256 150V149H255ZM72 151V150H71ZM121 151V150H120ZM145 151V150H144ZM159 151V150H158ZM169 151V150H168ZM171 151H172V149H171ZM175 151V150H174ZM171 152L172 153V155L174 156L173 158H175V156H177L178 158L181 156V154L179 153V152ZM184 151V150H183ZM208 151H206V152H208ZM5 152V151H4ZM7 152H9V150L7 151ZM11 152H13V151H11ZM66 152V151H65ZM147 152V151H146ZM151 152V151H150ZM153 152H154V150H153ZM170 152V151H169ZM208 152V153H209ZM258 152V151H257ZM99 153V152H98ZM127 153H128V151H127ZM181 153H182V151H181ZM192 153V152H191ZM202 153V152H201ZM245 153V152H244ZM12 154V153H11ZM15 154V153H14ZM14 154H12V155H14ZM36 154V153H35ZM53 154V153H52ZM107 154V153H106ZM120 154H122V153H120ZM146 154V153H145ZM159 154V153H158ZM183 154H184V152H183ZM212 154V153H211ZM7 155V154H6ZM73 155V154H72ZM130 155V154H129ZM186 155V154H185ZM184 155V156H185ZM188 155V154H187ZM197 155H199V154H197ZM213 155V154H212ZM104 156V155H103ZM132 156V155H131ZM161 156V155H160ZM240 156V155H239ZM20 157V156H19ZM44 157V156H43ZM89 157H87L88 159H90ZM163 157V156H162ZM162 157H160L161 159H162ZM188 157V156H187ZM200 157V156H199ZM219 157H221V159H218ZM241 157H242V155H241ZM243 157H244V155H243ZM247 157V156H246ZM256 157V156H255ZM254 157V158H255ZM261 157V156H260ZM46 158V157H45ZM181 158H183V157H181ZM223 158V159H222ZM48 159V158H47ZM90 159V160H91ZM122 159V158H121ZM159 159V158H158ZM165 159V158H164ZM177 159V158H176ZM180 159V158H179ZM178 159V160H179ZM19 160V159H18ZM21 160V159H20ZM54 160V159H53ZM68 160V159H67ZM72 160H73V158H72ZM146 161L148 160V159H145ZM173 160V159H172ZM182 160V159H181ZM188 160V159H187ZM186 160V161H187ZM256 160V159H255ZM51 161V160H50ZM74 161V160H73ZM183 161H184V159H183ZM185 161V162H186ZM191 161V160H190ZM193 161V160H192ZM201 161V160H200ZM239 161H240V159H239ZM22 162V161H21ZM47 162V161H46ZM65 162V161H64ZM67 162V161H66ZM142 162V161H141ZM175 162V161H174ZM179 162H182V161H179ZM185 162H183V163H185ZM242 162V161H241ZM254 162V161H253ZM256 162H257V160H256ZM255 162V163H256ZM74 164H75V162H73ZM85 163V162H84ZM93 163V162H92ZM148 163V162H147ZM154 163V162H153ZM186 163H188V162H186ZM191 163V162H190ZM215 163V162H214ZM231 163V162H230ZM229 162H228V164H230ZM235 163V162H234ZM4 164V163H3ZM2 163L0 164L1 166L0 167H2V165H3ZM69 164V163H68ZM127 164V163H126ZM130 164V163H129ZM196 164V163H195ZM195 164H193V165H195ZM199 164V163H198ZM197 164V165H198ZM217 164V163H216ZM45 165V164H44ZM43 165V166H44ZM145 165V164H144ZM192 165V166H193ZM207 165V164H206ZM232 165V164H231ZM240 165V164H239ZM247 165V164H246ZM252 165V164H251ZM39 166V165H38ZM56 166V165H55ZM163 166V165H162ZM189 166V165H188ZM200 166V165H199ZM199 166H197L196 167V170H197V168L199 167ZM214 166V165H213ZM218 166V165H217ZM235 166V165H234ZM238 166V165H237ZM256 166V165H255ZM41 167V166H40ZM66 167V166H65ZM73 167V166H72ZM93 167V166H92ZM92 167H91V170H92ZM145 167H146V165H145ZM184 167V166H183ZM249 167V166H248ZM251 167V166H250ZM2 168H4V166L2 167ZM38 168V167H37ZM63 168V167H62ZM88 168V167H87ZM144 168V167H143ZM160 168V167H159ZM166 168V167H165ZM164 168V169H165ZM187 168V167H186ZM185 168V169H186ZM194 168V167H193ZM214 168V167H213ZM235 168V167H234ZM40 169V168H39ZM38 169V170H39ZM96 169V170H97ZM149 169V168H148ZM184 169V168H183ZM200 169V168H199ZM218 169V168H217ZM249 169V168H248ZM253 169V168H252ZM4 170V169H3ZM3 170L1 171V169H0V171L1 172H3ZM41 170V169H40ZM45 170V169H44ZM49 170H50V168H49ZM53 170V169H52ZM63 170H64V168H63ZM86 170V169H85ZM145 170H146V168H145ZM144 170V171H145ZM190 170V169H189ZM232 170H234V169H232ZM28 171H30V172H28ZM117 171V170H116ZM121 171V170H120ZM128 171V170H127ZM149 171V170H148ZM168 171V170H167ZM198 171V170H197ZM229 171V170H228ZM238 171V170H237ZM249 171H250V169H249ZM248 171V172H249ZM258 171H260V170H258ZM10 172V171H9ZM34 172V171H33ZM43 172V171H42ZM89 172V171H88ZM139 172V171H138ZM232 172V171H231ZM255 172V171H254ZM39 173H41V172H39ZM46 173V172H45ZM55 173V172H54ZM64 173V172H63ZM84 173V172H83ZM104 173H103V175H104ZM113 173H114V171H113ZM117 173H118V171H117ZM147 175L149 174L148 172H147V170H146V172H145ZM197 173V172H196ZM220 173V172H219ZM242 173V172H241ZM257 173V172H256ZM5 174V173H4ZM51 174H53V173H51ZM60 174V173H59ZM115 174V173H114ZM114 174H112V175H114ZM172 174V173H171ZM200 174V173H199ZM217 174H218V172H217ZM262 174V173H261ZM6 175V174H5ZM8 175V174H7ZM10 175H12V174H10ZM33 175V174H32ZM40 176H41V174H39ZM49 175H50V173H49ZM64 175V174H63ZM97 175V174H96ZM109 175V174H108ZM112 175H110L111 176V178H112V180H113V182H114V179H115V177H117L118 176V174H117V176L116 175H114L115 177H113ZM125 175V174H124ZM144 175V174H143ZM147 175H146V177H147ZM166 175V174H165ZM168 175V174H167ZM254 175V174H253ZM42 176H44V175H42ZM41 176V177H42ZM215 176V175H214ZM246 176V175H245ZM262 176V175H261ZM2 177H3V175L2 174H0V179H1V182H7V181H9V180H7V181H2ZM6 177V176H5ZM9 177V176H8ZM8 177H7V179H8ZM55 177H57L56 175H55ZM106 177H107V175H106ZM173 177V176H172ZM181 177V176H180ZM4 178V177H3ZM11 178V177H10ZM9 178V179H10ZM40 178V177H39ZM51 178V177H50ZM127 178V177H126ZM158 178V177H157ZM178 178V177H177ZM182 178V177H181ZM205 178V177H204ZM230 178V177H229ZM253 178V177H252ZM261 178V177H260ZM14 179V180H15ZM48 179H49V177H48ZM57 179V178H56ZM61 179V178H60ZM64 179V178H63ZM82 179V178H81ZM100 179H102V178H100ZM106 179V178H105ZM117 179V178H116ZM130 179V178H129ZM185 179V178H184ZM5 180V179H4ZM107 180V179H106ZM148 180V179H147ZM160 180H162L161 178H160ZM220 180V179H219ZM223 180V179H222ZM238 180V179H237ZM246 180V179H245ZM11 181V180H10ZM16 181V182H17ZM78 181V180H77ZM110 181V180H109ZM118 181V180H117ZM120 181V180H119ZM175 181V180H174ZM178 181V180H177ZM199 181V180H198ZM230 181H231V179H230ZM253 181H254V179H253ZM1 182H0V184H1ZM42 182H43V180H42ZM48 182V181H47ZM46 182V183H47ZM93 182V181H92ZM144 182H145V180H144ZM149 182V181H148ZM155 182H156V180H155ZM170 182V181H169ZM203 182V181H202ZM235 182V181H234ZM252 182V181H251ZM4 183V184H5ZM12 183V182H11ZM50 183V182H49ZM58 183V182H57ZM78 183V182H77ZM80 183V182H79ZM85 183H86V181H85ZM91 183V182H90ZM151 183V182H150ZM160 183V182H159ZM185 183V182H184ZM183 183V184H184ZM200 183V182H199ZM231 184H233L232 182H230ZM236 183V182H235ZM234 183V184H235ZM239 183H240V181H239ZM250 183V182H249ZM8 184H9V182H8ZM111 184V183H110ZM123 184V183H122ZM131 184V183H130ZM145 184H147V182H145ZM188 184V183H187ZM236 184H238V183H236ZM253 184V183H252ZM251 184V185H252ZM13 185V184H12ZM50 185V184H49ZM55 185V184H54ZM65 185V184H64ZM68 185V184H67ZM90 185V184H89ZM109 185V184H108ZM117 185V184H116ZM129 185V184H128ZM132 185V184H131ZM163 185V184H162ZM171 185V184H170ZM185 185V184H184ZM246 185V184H245ZM244 185V186H245ZM248 185V184H247ZM28 186V185H27ZM63 186V185H62ZM70 186V185H69ZM78 186V185H77ZM88 186V185H87ZM96 186H97V184H96ZM103 186V185H102ZM113 186V185H112ZM118 186V185H117ZM125 186H127L126 185V183H125ZM154 186V185H153ZM178 186V184L176 185V187ZM188 186L190 187V184H188ZM206 186V185H205ZM218 186V185H217ZM231 186V185H230ZM233 186V185H232ZM239 186V185H238ZM243 186V187H244ZM258 186V185H257ZM256 186V187H257ZM30 187H32V186H30ZM82 187V186H81ZM85 187V186H84ZM89 187V186H88ZM100 187V186H99ZM98 187V188H99ZM148 187H150L149 186V183H148ZM178 187H180V185L178 186ZM203 187V186H202ZM247 187V186H246ZM37 188V187H36ZM48 188V187H47ZM91 188L93 189V187L91 186ZM146 188H147V185H146ZM153 188V187H152ZM161 188V187H160ZM194 188V187H193ZM232 188V187H231ZM249 188V187H248ZM1 189V188H0ZM60 189V188H59ZM88 189V188H87ZM107 189V188H106ZM114 189V188H113ZM127 189H130V188H127ZM151 189V188H150ZM149 188H148V190H150ZM179 189V188H178ZM189 189V188H188ZM228 189V188H227ZM238 189V188H237ZM31 190V189H30ZM35 190V189H34ZM64 190V189H63ZM95 190H96V188H95ZM101 190V189H100ZM213 190V189H212ZM220 190V189H219ZM255 190V189H254ZM15 191H18L16 194H14L13 192H15ZM28 191V190H27ZM35 191H37V190H35ZM47 191V190H46ZM89 191V190H88ZM135 191V190H134ZM139 191V190H138ZM147 191V190H146ZM160 191V190H159ZM185 191V190H184ZM188 191H190V190H188ZM232 191V190H231ZM231 191H229V192H231ZM234 191V190H233ZM231 192V193H235V192ZM247 191V190H246ZM26 192V191H25ZM32 192V191H31ZM61 192H62V190H61ZM79 192H80V190H79ZM90 192H91V190H90ZM148 192V191H147ZM223 192H225V191H223ZM238 192V191H237ZM29 193V192H28ZM94 193V192H93ZM109 193V192H108ZM151 193V192H150ZM248 193V192H247ZM255 193H258V192H255ZM12 194V195H11ZM14 194V195H13ZM24 194V193H23ZM26 194V193H25ZM30 194V193H29ZM29 194H27V195H29ZM70 194V193H69ZM88 194V193H87ZM140 194V193H139ZM143 194V193H142ZM147 194V193H146ZM184 194V193H183ZM201 194V193H200ZM40 195V194H39ZM61 195V194H60ZM60 195H59V197H60ZM82 195H84V194H82ZM86 195V194H85ZM94 195V194H93ZM118 195V194H117ZM121 195V194H120ZM131 195V194H130ZM148 195H149V193H148ZM151 195V194H150ZM181 195V194H180ZM224 195H225V193H224ZM228 195H229V193H228ZM250 195V194H249ZM256 195V194H255ZM258 195V194H257ZM26 196V195H25ZM81 196V195H80ZM109 196V195H108ZM128 196V195H127ZM132 196V195H131ZM138 196V195H137ZM157 196V195H156ZM164 196V195H163ZM235 196V195H234ZM252 196V195H251ZM32 197H33V194H32ZM41 197V196H40ZM63 196L61 195V198H62ZM67 197V196H66ZM78 197H79V195H78ZM100 197H101V195H100ZM116 197V196H115ZM118 197V196H117ZM152 197V196H151ZM247 197V196H246ZM258 197V196H257ZM29 198V197H28ZM53 198V197H52ZM103 198V197H102ZM126 198V197H125ZM128 198V197H127ZM150 198V197H149ZM262 198V197H261ZM36 198H34V200H35ZM39 199V198H38ZM78 199V198H77ZM96 199V198H95ZM131 199V198H130ZM143 199V198H142ZM151 199V198H150ZM185 199H186V197H185ZM236 199V198H235ZM260 199V198H259ZM263 199V198H262ZM14 200H12V201H14ZM19 200L21 201V202H23V206H24V203H26L27 201H25V198H24V200H22L20 197H19ZM31 202H32V200H31V197H30V199H29ZM188 200V199H187ZM186 200V201H187ZM203 200V199H202ZM216 200V199H215ZM231 200V199H230ZM238 200V199H237ZM255 200V199H254ZM29 201V202H30ZM81 201V200H80ZM97 201V200H96ZM177 201V200H176ZM198 201V200H197ZM218 201V200H217ZM229 201V200H228ZM247 201V200H246ZM257 201V200H256ZM15 202H17V201H15ZM35 202V201H34ZM33 202V203H34ZM55 202H57V201H55ZM63 202V201H62ZM101 202V201H100ZM106 202V201H105ZM160 202V201H159ZM158 202V203H159ZM221 202V201H220ZM225 202V201H224ZM254 202V201H253ZM10 203V202H9ZM32 203V204H33ZM118 203V202H117ZM142 203V202H141ZM146 203H148V202H146ZM149 203H151V202H149ZM188 203V202H187ZM186 202H184V204L185 205H187L188 206V208H190L189 207V204H187ZM15 204V203H14ZM29 204V203H28ZM55 204V203H54ZM58 204H59V201H58ZM82 204V203H81ZM103 204V203H102ZM115 204V203H114ZM175 204V203H174ZM180 204V203H179ZM232 204V203H231ZM8 205V204H7ZM18 205V204H17ZM21 205V204H20ZM60 205V204H59ZM256 205V204H255ZM261 205V204H260ZM25 206H27V205H25ZM34 206V205H33ZM85 206V205H84ZM149 206H151L150 207V209L153 207V205H149ZM178 206V205H177ZM225 206V205H224ZM230 206V205H229ZM231 206H233V205H231ZM235 206V205H234ZM15 207V206H14ZM21 206H19L18 208H20ZM54 207V206H53ZM63 207V206H62ZM82 207V206H81ZM118 207V206H117ZM156 207H158V206H156ZM217 207V206H216ZM9 208H10V206H9ZM13 208V207H12ZM11 208V209H12ZM60 209H61V207H59ZM64 208V207H63ZM179 208V207H178ZM229 208V207H228ZM244 208V207H243ZM10 209V210H11ZM16 209V208H15ZM22 210L24 209V207H22L21 208ZM30 209V208H29ZM28 209V210H29ZM67 209V208H66ZM69 209V208H68ZM75 209V208H74ZM102 209V208H101ZM114 209V208H113ZM122 209V208H121ZM157 209V208H156ZM160 209V208H159ZM168 209V208H167ZM174 209V208H173ZM192 209H194V208H192ZM245 209V208H244ZM13 210V209H12ZM11 210V211H12ZM20 210V209H19ZM26 210V209H25ZM34 210V209H33ZM36 210H37V208H36ZM72 210V209H71ZM83 210V209H82ZM85 210V209H84ZM152 210H153V212H154V208H152ZM151 210V211H152ZM158 210V209H157ZM231 210V209H230ZM247 210V209H246ZM30 211V210H29ZM31 211H32V209H31ZM123 211V210H122ZM144 211V210H143ZM156 211V210H155ZM238 211V210H237ZM13 212V211H12ZM18 212V211H17ZM64 212V211H63ZM85 212V211H84ZM128 212V211H127ZM126 212V213H127ZM152 212V213H153ZM167 212V211H166ZM180 212H181V210H180ZM243 212V211H242ZM252 212V211H251ZM255 212V211H254ZM3 213H4V211H3ZM7 213V212H6ZM19 213H20V211H19ZM23 213V212H22ZM21 213V214H22ZM28 213V212H27ZM56 213V212H55ZM100 213V212H99ZM187 213V212H186ZM36 214V213H35ZM101 214V213H100ZM108 214V213H107ZM120 214V213H119ZM181 215L183 214V213H180ZM192 214V213H191ZM243 214V213H242ZM18 215V214H17ZM25 214H23V216H24ZM34 215V214H33ZM42 215V214H41ZM44 215V214H43ZM125 215V214H124ZM151 215V214H150ZM157 215V214H156ZM166 215H167V213H166ZM232 215V214H231ZM57 216V215H56ZM64 216V215H63ZM164 216V215H163ZM175 216V215H174ZM5 217V216H4ZM6 217H8V216H6ZM12 217H13V215H12ZM86 217H87V219H88V216L86 215ZM102 217V216H101ZM153 217V216H152ZM13 218H15V217H13ZM23 218V217H22ZM69 218V217H68ZM67 218V219H68ZM123 218V217H122ZM127 218V217H126ZM171 218V217H170ZM225 218V217H224ZM24 219V218H23ZM40 219H41V217H40ZM102 219H103V217H102ZM114 219V218H113ZM121 219V218H120ZM136 219V218H135ZM134 219V220H135ZM174 219V218H173ZM176 219V218H175ZM175 219H174V221H175ZM218 219V218H217ZM216 219V220H217ZM231 219V218H230ZM33 220V219H32ZM60 220V219H59ZM66 220V219H65ZM105 220V219H104ZM165 220V219H164ZM25 221V220H24ZM39 221V220H38ZM154 221V220H153ZM110 222V221H109ZM123 222V221H122ZM154 222H156V221H154ZM177 222V221H176ZM37 223V222H36ZM101 223V222H100ZM38 224V223H37ZM63 224V223H62ZM126 224V223H125ZM156 223H153L152 221H148V222H146L145 223V225H146V227H147V229L150 231V234L154 237V232H155V230H156V225H155ZM158 224V223H157ZM4 225V224H3ZM20 226V225H19ZM32 226V225H31ZM119 226V225H118ZM172 226H174V225H172ZM243 226V225H242ZM23 227V226H22ZM25 227V226H24ZM171 227V226H170ZM193 227V226H192ZM12 228V227H11ZM27 228H28V226H27ZM59 228V227H58ZM70 228V227H69ZM68 228V229H69ZM128 228V227H127ZM3 229V228H2ZM18 229V228H17ZM20 229H22V228H20ZM40 229V228H39ZM71 229V228H70ZM146 229V228H145ZM162 229V228H161ZM249 229V228H248ZM139 230V229H138ZM158 230V229H157ZM156 230V231H157ZM178 230V229H177ZM194 230V229H193ZM10 231V230H9ZM41 232V231H40ZM45 232H46V230H45ZM74 232V231H73ZM166 232V231H165ZM179 232V231H178ZM20 233V232H19ZM116 233V232H115ZM160 233H161V231H160ZM242 233V232H241ZM1 234V233H0ZM10 234H11V232H10ZM24 234V233H23ZM29 234V233H28ZM50 234V233H49ZM49 234H46V233H44V231L42 230V232H41V234L39 235L42 239H43V241L48 237V236H46V235H49ZM113 234V233H112ZM122 234V233H121ZM164 234V233H163ZM174 234V233H173ZM194 234V233H193ZM18 234H16V236H17ZM79 235V234H78ZM119 235V234H118ZM145 235V234H144ZM170 235V234H169ZM178 235V234H177ZM191 235V234H190ZM10 236V235H9ZM160 236V235H159ZM13 237V236H12ZM30 237V236H29ZM49 237H50V235H49ZM168 237H170V236H168ZM24 238V237H23ZM105 238V237H104ZM193 238H195V237H193ZM20 239H22V238H20ZM54 239V238H53ZM133 239V238H132ZM176 239V238H175ZM161 240V239H160ZM174 240V239H173ZM11 241V240H10ZM17 241V240H16ZM23 241V240H22ZM56 241V240H55ZM136 241V240H135ZM180 241V240H179ZM196 241V240H195ZM27 242V241H26ZM33 242V241H32ZM47 242V241H46ZM125 242V241H124ZM159 242H161V241H159ZM163 242V241H162ZM169 242V241H168ZM172 242V241H171ZM20 243V242H19ZM53 243H54V241H53ZM154 243V242H153ZM156 243V242H155ZM158 243V242H157ZM10 244H11V242H10ZM45 244V243H44ZM47 244H48V242H47ZM165 244V243H164ZM177 244V243H176ZM176 244H174V246L176 245ZM183 244V243H182ZM181 244V245H182ZM12 245V244H11ZM20 245H22V244H20ZM28 245V244H27ZM33 245V244H32ZM83 245V244H82ZM93 245V244H92ZM168 245V244H167ZM2 246V245H1ZM84 246V245H83ZM102 246V245H101ZM121 246V245H120ZM170 246V245H169ZM172 246V245H171ZM97 247V246H96ZM99 247V246H98ZM122 247V246H121ZM137 247V246H136ZM139 248H140V246H138ZM147 247H148V245H147ZM166 247V246H165ZM190 247V246H189ZM27 248V247H26ZM37 248V247H36ZM45 248V247H44ZM203 248V247H202ZM1 249V248H0ZM43 249V248H42ZM50 249V248H49ZM88 249H90V250H92L93 251V248L92 247H89ZM137 249V248H136ZM160 250H161V248H159ZM163 249V248H162ZM195 249V248H194ZM36 250V249H35ZM83 250H84V248H83ZM148 250V249H147ZM170 250V249H169ZM2 251V250H1ZM4 251V250H3ZM142 251V250H141ZM225 251V250H224ZM240 251V250H239ZM28 252V251H27ZM51 252V251H50ZM91 252V251H90ZM140 252V251H139ZM161 252V251H160ZM164 252V251H163ZM166 252H167V250H166ZM179 252V251H178ZM23 253V252H22ZM35 253V252H34ZM46 253V252H45ZM87 253V252H86ZM96 253V252H95ZM151 253H152V251H151ZM9 254V253H8ZM11 254V253H10ZM60 254V253H59ZM91 254H92V252H91ZM136 254H139V253H136ZM142 254V253H141ZM147 254V253H146ZM155 254V253H154ZM241 255H242V253H240ZM239 254V255H240ZM37 255V254H36ZM45 255V254H44ZM70 255V254H69ZM86 255V254H85ZM97 255V254H96ZM105 255V254H104ZM148 255V254H147ZM185 255V254H184ZM238 255V256H239ZM6 256V255H5ZM8 256V255H7ZM91 256V255H90ZM89 256V257H90ZM236 256V255H235ZM18 257V256H17ZM31 257V256H30ZM46 257V256H45ZM44 257V258H45ZM100 257V256H99ZM128 257V256H127ZM167 257V256H166ZM229 257V256H228ZM47 258V257H46ZM53 258V257H52ZM51 258V259H52ZM59 258V257H58ZM96 258V257H95ZM120 258V257H119ZM242 258V257H241ZM9 259V258H8ZM12 259V258H11ZM55 259V258H54ZM97 259V258H96ZM112 259V258H111ZM186 259V258H185ZM196 259V258H195ZM2 260V259H1ZM7 260V259H6ZM16 260V259H15ZM46 260V259H45ZM129 260V259H128ZM158 260H159V258H158ZM172 260V259H171ZM194 261V260H193ZM2 262V261H1ZM4 262V261H3ZM12 262V261H11ZM10 262V263H11ZM31 262V261H30ZM40 262V261H39ZM47 262V261H46ZM87 262V261H86ZM89 262H91V261H89ZM147 262V261H146ZM158 262V261H157ZM171 262V261H170ZM169 262V263H170ZM8 263V262H7ZM17 263V262H16ZM108 263V262H107ZM163 263V262H162ZM179 263V262H178ZM177 263V264H178ZM31 264V263H30ZM33 264V263H32ZM41 264V263H40ZM91 264H93V263H91ZM112 264V263H111ZM122 264V263H121ZM185 264V263H184ZM242 264V263H241Z\"/></svg>","mask_w":264,"mask_h":264}]
</instances>
